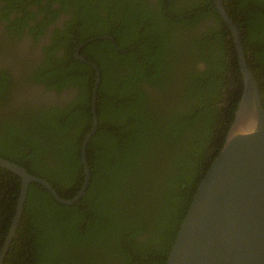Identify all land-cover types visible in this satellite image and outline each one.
Instances as JSON below:
<instances>
[{
	"label": "trees",
	"instance_id": "16d2710c",
	"mask_svg": "<svg viewBox=\"0 0 264 264\" xmlns=\"http://www.w3.org/2000/svg\"><path fill=\"white\" fill-rule=\"evenodd\" d=\"M4 1L0 11L7 30L32 14L8 18L9 10L24 8L25 0ZM32 1L46 11L43 24L74 4L62 1L52 8L51 0ZM129 1L130 10L109 14L117 25L100 31L114 39L109 59H90L99 81L97 125L85 147L89 178L84 192L64 204L29 182L1 264L164 263L192 193L232 120L242 77L233 37L212 0H156L158 8L147 0ZM221 3L238 31L264 108V0ZM203 19L209 23L197 33ZM64 26L62 31L54 27L53 42L43 48L36 66L24 67L25 78L56 93L71 86L73 94L63 103L12 104L15 82L7 67H0V110H5L0 112V156L71 197L83 182L80 146L92 122L95 77L94 69L71 51L101 26L86 23L75 42L71 25ZM79 53L86 54L83 47ZM199 58L201 69L190 60L179 70L177 59ZM19 181L0 166V246Z\"/></svg>",
	"mask_w": 264,
	"mask_h": 264
},
{
	"label": "water",
	"instance_id": "95a60500",
	"mask_svg": "<svg viewBox=\"0 0 264 264\" xmlns=\"http://www.w3.org/2000/svg\"><path fill=\"white\" fill-rule=\"evenodd\" d=\"M213 1L232 32L242 88L232 120L192 193L163 264H264V108L238 31L221 0ZM95 73L90 100L92 122L80 146L83 182L73 196H60L45 178L0 156V166L20 177L15 210L0 246V264L21 214L29 182L45 187L64 204L78 200L84 192L89 178L85 147L97 125V69Z\"/></svg>",
	"mask_w": 264,
	"mask_h": 264
},
{
	"label": "flooded vegetation",
	"instance_id": "af4514ba",
	"mask_svg": "<svg viewBox=\"0 0 264 264\" xmlns=\"http://www.w3.org/2000/svg\"><path fill=\"white\" fill-rule=\"evenodd\" d=\"M62 1L70 3L72 0H51L52 8H58L61 6ZM73 6L69 8H63L59 10L56 17L49 22H44L46 11L41 12L38 10L37 4L32 0H25L22 2L24 8L18 6L12 7L7 13L8 18H12L17 15H22V12L30 11L32 14H25L21 17V23H15L11 29H6V19L3 18L0 11V67H7V70L11 73L10 77L15 82V89L12 91L13 102L12 104H19L21 102L27 103H63L73 94V88L71 86L61 87V91L56 93L53 87H46L44 83H35L25 78L24 67L28 65L30 68L36 66L37 62L44 56V47H48L53 42L54 27H57L58 31H62L65 27L64 24L71 25L70 39L72 42L79 39L82 34L80 29H83L86 23L96 22L100 24L95 32L81 41H77L76 46L71 51V56L74 59L83 61L94 69V75L96 77V69L98 70L97 78L99 81V69L95 64V61L90 59H109L108 49L110 43L115 45L113 37L108 33L100 32L103 28H107L106 24L117 25V21L110 19L109 14H118L124 9L130 10L129 0H73ZM176 2V0H172ZM151 7L158 8V1L147 0ZM5 3L4 0H0V6ZM212 4L215 7L214 1ZM217 11V10H216ZM218 13V12H217ZM220 16V15H219ZM110 19L112 22L108 23L106 19ZM222 19V18H221ZM105 20V21H104ZM223 20V19H222ZM208 19H203L196 27V32L200 33L206 29ZM42 25V27H41ZM228 26V25H227ZM118 27V26H117ZM116 27V28H117ZM115 28V29H116ZM90 28L86 29V33ZM229 29V27H228ZM97 30V31H96ZM113 30V29H112ZM230 31V29H229ZM56 33V30L55 32ZM231 36L232 32L230 31ZM140 38V36H139ZM100 43L99 41H103ZM83 47L86 54L81 55L79 48ZM100 51L102 56H98ZM81 58V59H80ZM191 60L192 64L201 69L204 62L201 58L196 61L193 59H177L181 66L179 70L185 69L184 64ZM192 66V67H194ZM94 77V79H95ZM181 79V78H178ZM94 82V81H93ZM92 93V91H91ZM159 96H157V100ZM96 100V99H95ZM5 110H0L4 112ZM97 124V123H96ZM73 196V195H72Z\"/></svg>",
	"mask_w": 264,
	"mask_h": 264
}]
</instances>
